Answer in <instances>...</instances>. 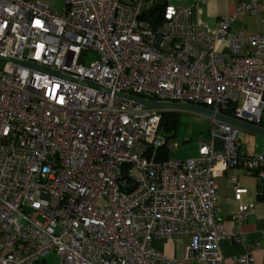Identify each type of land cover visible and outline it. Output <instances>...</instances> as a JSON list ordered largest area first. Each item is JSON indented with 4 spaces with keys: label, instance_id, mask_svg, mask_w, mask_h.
Returning <instances> with one entry per match:
<instances>
[{
    "label": "built area",
    "instance_id": "2783aa9c",
    "mask_svg": "<svg viewBox=\"0 0 264 264\" xmlns=\"http://www.w3.org/2000/svg\"><path fill=\"white\" fill-rule=\"evenodd\" d=\"M243 12L264 14V0L238 3L212 31L193 24L191 6H166L153 26L142 0H66L64 13L0 0V54L39 67L0 58V264L51 252L60 264H183L154 246L174 238L200 264L252 261L220 252L222 237L244 235L225 228L215 180L239 167L264 196V149L247 154L238 126L207 116L196 157L160 159L179 147L161 131L166 110L120 95L234 106L230 117L261 124L264 16L244 35L231 28Z\"/></svg>",
    "mask_w": 264,
    "mask_h": 264
},
{
    "label": "crops",
    "instance_id": "0c3cea01",
    "mask_svg": "<svg viewBox=\"0 0 264 264\" xmlns=\"http://www.w3.org/2000/svg\"><path fill=\"white\" fill-rule=\"evenodd\" d=\"M52 10L64 13L66 0H41ZM240 2L260 3L261 0H142V11L153 7L191 6L192 22L201 29L212 31L219 20L234 15ZM142 13V14H143ZM264 14L243 12L237 15L231 28L244 35L261 32ZM218 51H227L226 42L215 44ZM264 122V116H263ZM239 140L241 148L250 155H255L264 149V135L240 129ZM238 178V186H234L231 177ZM219 197V208L222 221L227 230L241 232L243 240L222 237L219 243L221 254L225 260L234 256L249 254L252 261L249 264H264V196L260 178L255 174H247L239 167H231L215 180ZM247 216L242 223L237 218L240 214ZM187 238L156 239L154 246L161 249L170 258L183 259V264H200L194 259L185 258ZM60 255L51 252L41 264H60ZM220 264H226L224 262Z\"/></svg>",
    "mask_w": 264,
    "mask_h": 264
},
{
    "label": "rangeland",
    "instance_id": "374dc122",
    "mask_svg": "<svg viewBox=\"0 0 264 264\" xmlns=\"http://www.w3.org/2000/svg\"><path fill=\"white\" fill-rule=\"evenodd\" d=\"M181 125L177 130L176 138L179 141V147L170 152V157L175 159H188L198 155L200 135H207L209 131L208 118L205 115L180 111ZM185 138H190L184 142Z\"/></svg>",
    "mask_w": 264,
    "mask_h": 264
},
{
    "label": "water",
    "instance_id": "95a60500",
    "mask_svg": "<svg viewBox=\"0 0 264 264\" xmlns=\"http://www.w3.org/2000/svg\"><path fill=\"white\" fill-rule=\"evenodd\" d=\"M0 58L1 59H6V60H12L15 61L17 63H21V64H25L31 67H37L38 66L29 63V62H21L15 59H10L8 57L2 56L0 54ZM45 71H48L45 68H41ZM88 85H92L94 87H98L95 84H92L90 82H86ZM124 99H130V100H134L136 103H142L148 107H153V108H158V109H162V110H175V111H190V112H195V113H199L205 116H214L218 119L227 121L229 123H232L236 126H238L240 129H244V130H248L250 132H254L257 134H261L264 135V125L263 124H255V123H251V122H247L244 120H240V119H236L234 117H230L227 116L225 114L222 113H216L208 108H205L201 105H196V104H187V103H177V102H157V101H153V100H145L143 98H139L136 96H132L129 94H120Z\"/></svg>",
    "mask_w": 264,
    "mask_h": 264
},
{
    "label": "trees",
    "instance_id": "16d2710c",
    "mask_svg": "<svg viewBox=\"0 0 264 264\" xmlns=\"http://www.w3.org/2000/svg\"><path fill=\"white\" fill-rule=\"evenodd\" d=\"M165 7H153L147 11H144L142 14V19L149 21L153 26L158 25L163 17V12ZM234 106H229L226 109H223V113L228 116L233 115ZM261 124L264 125L263 119ZM181 125V118H180V111L175 110H166L162 112V119H161V131L163 135L168 138L176 137L177 130ZM185 142V141H184ZM159 158L160 159H169L170 158V151L168 150L167 146L163 148H159Z\"/></svg>",
    "mask_w": 264,
    "mask_h": 264
}]
</instances>
